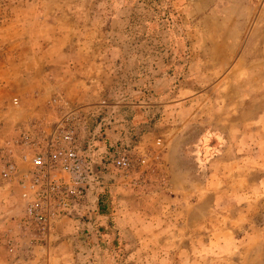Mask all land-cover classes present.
Listing matches in <instances>:
<instances>
[{
  "label": "rangeland",
  "instance_id": "1",
  "mask_svg": "<svg viewBox=\"0 0 264 264\" xmlns=\"http://www.w3.org/2000/svg\"><path fill=\"white\" fill-rule=\"evenodd\" d=\"M54 23L105 72L95 103L57 95L107 105L103 185L42 237L0 181V264H264V0H0V164ZM73 60L57 55V82Z\"/></svg>",
  "mask_w": 264,
  "mask_h": 264
},
{
  "label": "built area",
  "instance_id": "2",
  "mask_svg": "<svg viewBox=\"0 0 264 264\" xmlns=\"http://www.w3.org/2000/svg\"><path fill=\"white\" fill-rule=\"evenodd\" d=\"M13 105L18 106L17 99ZM48 107L55 113L53 120L27 123L18 148L4 151L0 164L5 186L18 196L20 220L42 237L53 236L65 218L86 216L104 179L96 166L95 141L102 136L105 102L91 113L56 95ZM115 162L129 165L126 158Z\"/></svg>",
  "mask_w": 264,
  "mask_h": 264
},
{
  "label": "crops",
  "instance_id": "3",
  "mask_svg": "<svg viewBox=\"0 0 264 264\" xmlns=\"http://www.w3.org/2000/svg\"><path fill=\"white\" fill-rule=\"evenodd\" d=\"M49 26L48 29L53 34H48V36L42 38L41 45L47 47L45 51H42V55L38 56V59L45 61V65L42 67L44 70L42 72L44 73L35 81L32 90H21L17 94L18 107L23 115L20 118L21 120H19L21 122L18 123H22L23 125L35 119L53 120L55 113L48 107V102L58 94L63 95L72 103L76 102L81 105H87L97 102L102 89L105 88L101 84L100 77L105 72L99 70L98 67L93 68L92 64L83 65L86 61H91L92 55L85 47L89 42L83 41L81 45H78V40L66 32L68 29L66 26H60L56 23L49 24ZM57 29L64 32L57 35ZM57 55L63 57L66 62L69 60L71 63H75L73 58L77 57L80 61L79 66H83V70L78 72L76 65H72L71 67L67 64L65 66L69 69L72 68V73H68L67 76L63 75L59 82H57L53 75L57 70ZM18 133L19 131H17ZM0 179L3 189L9 190L2 178ZM7 192L9 193V191Z\"/></svg>",
  "mask_w": 264,
  "mask_h": 264
},
{
  "label": "trees",
  "instance_id": "4",
  "mask_svg": "<svg viewBox=\"0 0 264 264\" xmlns=\"http://www.w3.org/2000/svg\"><path fill=\"white\" fill-rule=\"evenodd\" d=\"M99 212L102 215L107 214V205L105 203V196H102V198L99 201Z\"/></svg>",
  "mask_w": 264,
  "mask_h": 264
}]
</instances>
